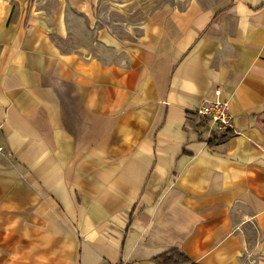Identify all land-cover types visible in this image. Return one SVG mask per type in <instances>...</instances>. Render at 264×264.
<instances>
[{
  "label": "crops",
  "instance_id": "crops-1",
  "mask_svg": "<svg viewBox=\"0 0 264 264\" xmlns=\"http://www.w3.org/2000/svg\"><path fill=\"white\" fill-rule=\"evenodd\" d=\"M23 1L0 0V264H264V0Z\"/></svg>",
  "mask_w": 264,
  "mask_h": 264
},
{
  "label": "built area",
  "instance_id": "built-area-1",
  "mask_svg": "<svg viewBox=\"0 0 264 264\" xmlns=\"http://www.w3.org/2000/svg\"><path fill=\"white\" fill-rule=\"evenodd\" d=\"M201 119L206 120L211 129L224 132L227 129L233 131V116L228 109L226 99H216L203 101L196 108L195 112ZM4 152V147L0 144V153Z\"/></svg>",
  "mask_w": 264,
  "mask_h": 264
},
{
  "label": "trees",
  "instance_id": "trees-1",
  "mask_svg": "<svg viewBox=\"0 0 264 264\" xmlns=\"http://www.w3.org/2000/svg\"><path fill=\"white\" fill-rule=\"evenodd\" d=\"M192 115L196 117V119L198 120V124L203 123V120L196 113ZM232 133V130L227 129L226 131L209 138L207 143L211 145L222 142L226 140ZM155 260L157 264H195L187 257L184 252L178 249H171L157 256Z\"/></svg>",
  "mask_w": 264,
  "mask_h": 264
},
{
  "label": "rangeland",
  "instance_id": "rangeland-1",
  "mask_svg": "<svg viewBox=\"0 0 264 264\" xmlns=\"http://www.w3.org/2000/svg\"><path fill=\"white\" fill-rule=\"evenodd\" d=\"M189 1L193 0H155L156 6H161L163 3H170L173 7H184L186 4L189 3ZM200 3L203 6H213V5H222L224 0H194ZM40 3L39 0H24L23 4L29 7H37ZM151 3V2H150ZM135 7L137 6V3L135 2L133 4Z\"/></svg>",
  "mask_w": 264,
  "mask_h": 264
}]
</instances>
